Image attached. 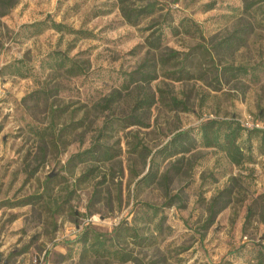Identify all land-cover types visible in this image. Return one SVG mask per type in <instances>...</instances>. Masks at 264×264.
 I'll return each instance as SVG.
<instances>
[{
	"label": "rangeland",
	"instance_id": "1",
	"mask_svg": "<svg viewBox=\"0 0 264 264\" xmlns=\"http://www.w3.org/2000/svg\"><path fill=\"white\" fill-rule=\"evenodd\" d=\"M14 1L10 8L0 6V264H264V153L262 147L256 149V137L254 162L237 168L220 152L199 147L186 156L193 166L172 175L167 185L158 180L138 187L149 158L144 163L132 152L137 140L154 151L179 130L191 129L198 136V124L208 116H236L264 126V25L253 26L236 50L214 54L217 63L256 65L254 72L230 81L211 74L175 80L157 64L142 90L134 87L114 104L113 115L126 116L133 97L152 95V103L118 125L108 139L116 157L101 164L95 177L80 182L86 164L68 161L96 138L109 116L102 97L120 85L122 73L169 49L211 47L241 24L255 23V12L237 19L242 0H157L163 9L154 23L168 11L172 25L190 18L200 30L173 34L165 26V45L154 51L144 41L147 21L128 24L116 0ZM261 5L264 10V1ZM255 16L261 19L264 12ZM42 20L84 32L51 27L39 32L27 26ZM56 50L87 65L86 73L49 70L43 61ZM15 59L27 64L22 68L26 77L4 68ZM168 97L183 100L187 108L172 106ZM168 164L161 161L160 170ZM231 175H240V184L228 205L208 221L211 198ZM32 194L43 196L25 205L10 204ZM169 200L171 206L162 205ZM142 201L162 206L165 215L154 244L131 243L135 261L80 258L74 239L88 223L110 231L120 220L139 216ZM249 205L253 214L243 230Z\"/></svg>",
	"mask_w": 264,
	"mask_h": 264
},
{
	"label": "trees",
	"instance_id": "2",
	"mask_svg": "<svg viewBox=\"0 0 264 264\" xmlns=\"http://www.w3.org/2000/svg\"><path fill=\"white\" fill-rule=\"evenodd\" d=\"M0 0V6L10 8L15 4L14 0ZM264 0H242L241 8L237 19L243 20L246 14H252L255 23H244L240 27L234 28L228 35L216 41L211 47L194 45L186 51H178L169 49L167 53H160L158 59L149 61L143 60L135 69L122 73V81L108 96H103L101 104L107 109L109 116L100 126L96 138L91 144L82 150H79L69 157L68 161L77 164H86V169L78 176L77 181H86L91 177H95L101 164L112 161L116 157L115 150L108 145V139L112 136L116 127L130 118L137 117L145 108L152 103V95L148 92H142L138 96L133 97L130 114L126 116H115L114 104L122 96L130 93L132 88L140 87L141 90L145 83L149 82L153 77V72L158 66L166 68L167 74L175 79L182 80L192 78L194 76L206 77L211 74L216 79H225L227 81L237 79L242 75H247L250 71L256 70V65L248 66L242 64H233L226 62L224 64L215 62L214 54L220 52H231L245 44L248 33L253 26H263L264 16L261 19L256 18V13L261 10V3ZM121 15L125 21L133 26H139L144 21L147 25L142 30L146 32L144 41L149 49L161 51L165 45L163 41V28L169 27L173 34L185 32L186 34L198 33L200 28L190 18H183L178 22L177 26L170 23L171 17H168V11L164 15L162 21L154 23L156 14L163 9L157 0H116ZM27 26L36 27L40 32L44 27H51L60 32L67 28L68 31L74 33L84 32L66 27L61 22L51 20L36 21L27 24ZM157 26V27H156ZM181 29V30H180ZM150 51V50H148ZM22 59H15L13 62L4 66L12 75L26 77L29 73L26 69L27 64ZM52 72H62L71 76L83 75L87 71V65L79 62L74 56H69L65 51L56 50L51 52L47 60L43 61ZM205 65V66H204ZM204 66V67H203ZM140 90V91H141ZM161 98H165L162 97ZM166 99V98H165ZM167 100V99H166ZM168 103L174 107H180L183 110L187 108L183 100L176 97H168ZM166 102V101H165ZM114 107V108H113ZM264 114V110L262 111ZM253 124L258 123L251 120ZM198 136L191 129L179 130L172 134L169 139L156 150H150L140 141H136L132 145V152L137 158L142 159L144 163L148 161L147 171L136 180L138 187H145L156 183L158 180L163 184H168L172 175L181 174L190 169L192 165L186 156L197 148L211 149L215 153L220 152L223 157L234 167H242L248 162H254V144L253 137L257 138V150L259 147L261 153H264V126H247L240 118L236 116L230 117H204L198 124ZM169 162L165 171L160 170L161 161ZM186 161V162H185ZM188 166V167H187ZM193 166V165H192ZM136 172L134 177H137ZM239 176L231 175L229 183L217 191L211 198L209 203L210 215L208 221L213 220L218 212L224 209L230 202V197L234 190L239 186ZM49 179H46V182ZM42 194H32L19 201L11 202L14 205H25L33 201L34 198H41ZM177 195H172V198ZM173 200L166 201L163 206H171ZM142 211L140 215H135L131 221L126 219L120 220L112 227L110 231H98L90 223H88L74 239L75 243H79L81 247L80 258L84 260H107L126 262L133 260V250L129 248L132 243L134 245L143 246L144 244H154L156 240L155 231L161 232L165 215L162 213V206L142 201L140 202ZM253 214V209L249 205L243 223V230H246L247 223ZM264 222V221H263Z\"/></svg>",
	"mask_w": 264,
	"mask_h": 264
},
{
	"label": "built area",
	"instance_id": "3",
	"mask_svg": "<svg viewBox=\"0 0 264 264\" xmlns=\"http://www.w3.org/2000/svg\"><path fill=\"white\" fill-rule=\"evenodd\" d=\"M243 121V120H242ZM247 126H252V125H256V126H261L258 123L253 124V122H251V120H244L243 121ZM36 260V259H35Z\"/></svg>",
	"mask_w": 264,
	"mask_h": 264
}]
</instances>
